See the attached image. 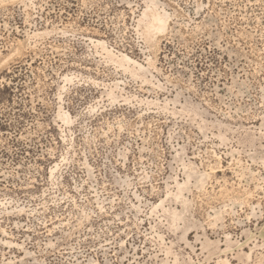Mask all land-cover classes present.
<instances>
[{
  "label": "rangeland",
  "instance_id": "374dc122",
  "mask_svg": "<svg viewBox=\"0 0 264 264\" xmlns=\"http://www.w3.org/2000/svg\"><path fill=\"white\" fill-rule=\"evenodd\" d=\"M0 264H264V0H0Z\"/></svg>",
  "mask_w": 264,
  "mask_h": 264
}]
</instances>
